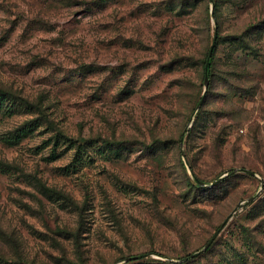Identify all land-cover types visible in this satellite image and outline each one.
Here are the masks:
<instances>
[{"label": "rangeland", "instance_id": "obj_1", "mask_svg": "<svg viewBox=\"0 0 264 264\" xmlns=\"http://www.w3.org/2000/svg\"><path fill=\"white\" fill-rule=\"evenodd\" d=\"M4 263L264 264V0H0Z\"/></svg>", "mask_w": 264, "mask_h": 264}, {"label": "trees", "instance_id": "obj_2", "mask_svg": "<svg viewBox=\"0 0 264 264\" xmlns=\"http://www.w3.org/2000/svg\"><path fill=\"white\" fill-rule=\"evenodd\" d=\"M213 15L215 16V19H216L217 18L216 17V6L214 7ZM218 23L219 22H218V19H217V23L215 22L214 35L218 34ZM216 46H217V38L215 40V45H214V48H213L212 56H211L210 61L208 63V66L209 67L207 69V74H208V72L210 74V69L212 67V61L211 60H212V57H213V55L215 53ZM70 238H71V240L73 242V245H74L75 250H78L79 247H80V230H79V228L75 232H70Z\"/></svg>", "mask_w": 264, "mask_h": 264}, {"label": "water", "instance_id": "obj_3", "mask_svg": "<svg viewBox=\"0 0 264 264\" xmlns=\"http://www.w3.org/2000/svg\"><path fill=\"white\" fill-rule=\"evenodd\" d=\"M215 39L216 37H214L212 43H211V46H210V49L208 50V53H207V56H206V59H205V65H204V82L205 84L207 83V69H208V63L210 61V58L212 56V53H213V48H214V45H215ZM198 184L201 186L203 185V183H201L200 181H198ZM216 236V233L213 235V237L207 242V244L205 245L204 247V250L213 242L214 238Z\"/></svg>", "mask_w": 264, "mask_h": 264}]
</instances>
